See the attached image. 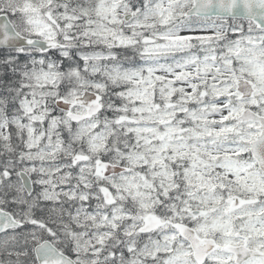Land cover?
Wrapping results in <instances>:
<instances>
[{
	"label": "snow or ice",
	"instance_id": "snow-or-ice-1",
	"mask_svg": "<svg viewBox=\"0 0 264 264\" xmlns=\"http://www.w3.org/2000/svg\"><path fill=\"white\" fill-rule=\"evenodd\" d=\"M0 264H264V0H0Z\"/></svg>",
	"mask_w": 264,
	"mask_h": 264
}]
</instances>
